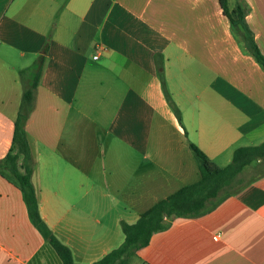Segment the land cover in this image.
<instances>
[{"label":"crops","instance_id":"1","mask_svg":"<svg viewBox=\"0 0 264 264\" xmlns=\"http://www.w3.org/2000/svg\"><path fill=\"white\" fill-rule=\"evenodd\" d=\"M236 3L264 56V0ZM46 42L25 124L31 183L75 263L102 258L123 242L121 221L200 178L190 142L219 166L264 141V69L219 0H0V159L32 75L20 71ZM87 141L95 150L79 156ZM166 221L128 264H264V168L202 214ZM0 264H62L1 174Z\"/></svg>","mask_w":264,"mask_h":264},{"label":"trees","instance_id":"2","mask_svg":"<svg viewBox=\"0 0 264 264\" xmlns=\"http://www.w3.org/2000/svg\"><path fill=\"white\" fill-rule=\"evenodd\" d=\"M224 15L228 18L233 31L241 33L248 50L256 62L264 69V56L255 45L251 32L244 21L246 7L236 3L230 7L227 0H219ZM47 42L32 68L21 70L31 71L21 95L19 109L14 120L12 144L3 159H0V174L10 180L21 192L31 223L57 253L62 264H78L72 259L70 249L52 233L40 216L34 187L31 183L33 160L26 135L25 124L32 112L34 91L38 85L47 52ZM161 77V75H160ZM163 82V81H162ZM169 105L179 119V111L169 100ZM189 148L198 163L200 178L184 185L151 205L141 212L134 223L121 221L123 242L102 258L90 264H128L137 251L149 244L152 234L167 228V219L172 217H195L212 208L216 200L230 195L233 184H241L240 174L243 168L253 161L264 157V141L257 145L239 146L232 152L231 160L223 167L217 166L195 144ZM20 159V163L18 162Z\"/></svg>","mask_w":264,"mask_h":264},{"label":"rangeland","instance_id":"3","mask_svg":"<svg viewBox=\"0 0 264 264\" xmlns=\"http://www.w3.org/2000/svg\"><path fill=\"white\" fill-rule=\"evenodd\" d=\"M103 143H105L107 145L106 142H103ZM86 146H87L88 151H93V150H95L96 144H94L92 142H89V141H87V142H79L77 144V152H78L79 156L83 157L85 155V152H86L85 147ZM217 163L219 164V166H224L225 165L224 161H222V160H218ZM262 168H264V163L254 164L251 169H249L247 171H243L240 174L241 182L243 180L247 179L248 177H250L251 174L256 173L258 169L261 170ZM238 185L239 184H233L232 190L236 189L238 187Z\"/></svg>","mask_w":264,"mask_h":264},{"label":"built area","instance_id":"4","mask_svg":"<svg viewBox=\"0 0 264 264\" xmlns=\"http://www.w3.org/2000/svg\"><path fill=\"white\" fill-rule=\"evenodd\" d=\"M218 236H219V235L217 234V235L215 236V239L218 238Z\"/></svg>","mask_w":264,"mask_h":264}]
</instances>
